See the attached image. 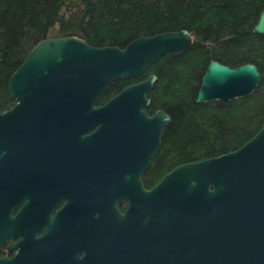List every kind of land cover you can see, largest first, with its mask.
Masks as SVG:
<instances>
[{
	"label": "water",
	"instance_id": "water-1",
	"mask_svg": "<svg viewBox=\"0 0 264 264\" xmlns=\"http://www.w3.org/2000/svg\"><path fill=\"white\" fill-rule=\"evenodd\" d=\"M252 29L264 33V6ZM190 44L184 28L140 35L123 47L45 36L8 78L13 103L0 110V138L10 139L33 117L48 119L51 129L77 125L81 135L70 139L79 149L90 151L108 173L129 166L137 183L136 172L147 167L169 121L164 109L143 108L156 75L96 100L112 80L138 76L165 52L177 56ZM259 76L252 62L231 67L210 59L195 100L246 95ZM114 214L99 227L108 247L113 243L125 253L123 264H264V121L232 150L174 165L131 194L124 213ZM0 264L26 263L14 257L0 258Z\"/></svg>",
	"mask_w": 264,
	"mask_h": 264
},
{
	"label": "trees",
	"instance_id": "trees-1",
	"mask_svg": "<svg viewBox=\"0 0 264 264\" xmlns=\"http://www.w3.org/2000/svg\"><path fill=\"white\" fill-rule=\"evenodd\" d=\"M264 0H0V110L13 103L10 74L29 48L52 35H75L88 43L123 47L140 35L186 29L191 44L174 56L167 51L138 76L116 78L99 94L105 101L148 73L151 113L164 109L169 121L146 169V186L176 164L232 150L264 121V33L252 29ZM231 67L252 62L259 80L246 95L197 102L207 62Z\"/></svg>",
	"mask_w": 264,
	"mask_h": 264
},
{
	"label": "flooded vegetation",
	"instance_id": "flooded-vegetation-1",
	"mask_svg": "<svg viewBox=\"0 0 264 264\" xmlns=\"http://www.w3.org/2000/svg\"><path fill=\"white\" fill-rule=\"evenodd\" d=\"M28 121L10 139L0 138V258L20 257L26 264H123L125 253L113 243L108 247L99 225L124 213L130 195L159 178L146 186L148 165L136 172L137 183L129 166L106 172L70 139L81 135L77 125L51 129L43 117Z\"/></svg>",
	"mask_w": 264,
	"mask_h": 264
}]
</instances>
